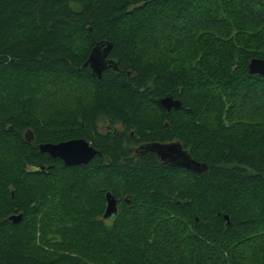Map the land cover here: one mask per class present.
<instances>
[{"label":"trees","instance_id":"16d2710c","mask_svg":"<svg viewBox=\"0 0 264 264\" xmlns=\"http://www.w3.org/2000/svg\"><path fill=\"white\" fill-rule=\"evenodd\" d=\"M103 43L114 67L98 79L85 62ZM252 58L264 59V0H0V264H264ZM41 94L88 98L40 117ZM166 95L180 108H160ZM99 119L125 134L101 137L88 164L39 152ZM151 142L179 143L206 171L129 152ZM106 193L117 212L103 219Z\"/></svg>","mask_w":264,"mask_h":264},{"label":"water","instance_id":"95a60500","mask_svg":"<svg viewBox=\"0 0 264 264\" xmlns=\"http://www.w3.org/2000/svg\"><path fill=\"white\" fill-rule=\"evenodd\" d=\"M110 49V43L98 44L88 54L85 66L88 65L92 75L98 79L101 78L102 73L106 69L114 67L113 63L107 60ZM247 71L251 75H259L264 78V59H250L247 64ZM157 104L166 111L179 109L181 106L180 101L173 99L170 95L157 100ZM144 149L147 152L155 153L162 163L173 168H181L196 174L206 171V165L192 159L177 142L169 144L153 143ZM38 150L41 154H47L52 158H59L65 166L87 164L96 155V151L82 139H72L58 143H42L38 145ZM116 212V199L110 193H106L103 219L114 216ZM21 218L22 215L17 214L9 216L8 220L13 224H17L21 221Z\"/></svg>","mask_w":264,"mask_h":264},{"label":"flooded vegetation","instance_id":"af4514ba","mask_svg":"<svg viewBox=\"0 0 264 264\" xmlns=\"http://www.w3.org/2000/svg\"><path fill=\"white\" fill-rule=\"evenodd\" d=\"M91 127L93 129L92 131L90 130L91 128L89 126H86V128H85L86 130L83 131L80 134L82 137H75V138H70V139H67V140H72V139H82V140H84L91 148H93L96 151V155L95 156H99V155L102 154L101 151L99 150V147L102 146L101 137H106V136L107 137H112V136H116L117 134H121L123 136L125 134L124 133L125 132L124 128H123V126L120 125V123L109 124L104 119L96 120L95 126H91ZM89 130L91 132H89ZM128 135L132 136L133 132H130ZM123 139H125V138H123ZM67 140H64V141H67ZM54 143H58V142H54ZM151 144H153V143L152 142L151 143H145V144L141 143L139 145L133 146L129 150V152L131 154H133L134 156H136V157L142 156L145 153L154 154L156 156L155 153L147 152L144 149L146 146L151 145ZM158 144H169V143L165 142V143H158ZM156 158H158V157L156 156ZM52 159L58 160V161H60L63 164L62 160H60L59 158H52ZM103 160L109 161V159H107L105 157L103 158ZM158 160L160 161L159 158H158ZM162 164H164V163H162ZM84 165H86V164L75 165V166H67V167H79V166H84Z\"/></svg>","mask_w":264,"mask_h":264},{"label":"rangeland","instance_id":"374dc122","mask_svg":"<svg viewBox=\"0 0 264 264\" xmlns=\"http://www.w3.org/2000/svg\"><path fill=\"white\" fill-rule=\"evenodd\" d=\"M52 86L54 87H51V86H46L47 87V90L50 91V93H52L53 89L56 87L58 88H61L62 85H60L59 83H52ZM73 87V86H72ZM43 94H41L39 97H38V100L36 102V104L33 106V112L35 114L33 115H38L40 117H44L46 116L47 114H50L51 112L54 111V109H59V108H62V107H69V106H79V107H86V105L83 103L84 101V98H88L87 97H84V95H73V96H69L68 98H65V99H58V98H54L53 97H50V98H45L44 96H42ZM69 108H74V107H69ZM78 108V107H76ZM147 111V116L146 118L149 119L150 121H154L155 119H157L158 117V112L156 109H153V108H149L146 110ZM34 117V116H32ZM58 130H54L53 131V134H58ZM92 180H95V179H92ZM102 177H96V180L95 181H102ZM105 183L101 182L99 183V187H103ZM96 185V184H95ZM93 185V186H95Z\"/></svg>","mask_w":264,"mask_h":264}]
</instances>
